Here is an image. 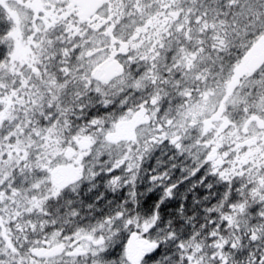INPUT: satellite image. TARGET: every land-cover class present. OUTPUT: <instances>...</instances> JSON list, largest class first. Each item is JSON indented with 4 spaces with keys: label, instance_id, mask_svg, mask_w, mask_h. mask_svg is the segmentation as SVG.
<instances>
[{
    "label": "snow or ice",
    "instance_id": "6c2138e0",
    "mask_svg": "<svg viewBox=\"0 0 264 264\" xmlns=\"http://www.w3.org/2000/svg\"><path fill=\"white\" fill-rule=\"evenodd\" d=\"M0 264H264V0H0Z\"/></svg>",
    "mask_w": 264,
    "mask_h": 264
}]
</instances>
